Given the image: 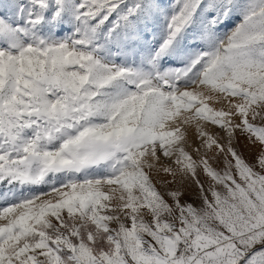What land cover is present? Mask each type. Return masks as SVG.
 <instances>
[{
    "label": "snow or ice",
    "instance_id": "6c2138e0",
    "mask_svg": "<svg viewBox=\"0 0 264 264\" xmlns=\"http://www.w3.org/2000/svg\"><path fill=\"white\" fill-rule=\"evenodd\" d=\"M0 264H264V0H0Z\"/></svg>",
    "mask_w": 264,
    "mask_h": 264
}]
</instances>
